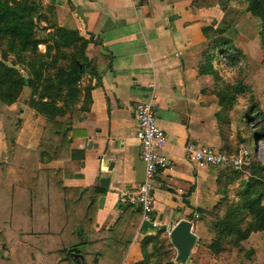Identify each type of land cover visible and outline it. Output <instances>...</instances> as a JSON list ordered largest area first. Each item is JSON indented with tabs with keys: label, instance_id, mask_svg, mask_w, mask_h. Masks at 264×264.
<instances>
[{
	"label": "crops",
	"instance_id": "obj_1",
	"mask_svg": "<svg viewBox=\"0 0 264 264\" xmlns=\"http://www.w3.org/2000/svg\"><path fill=\"white\" fill-rule=\"evenodd\" d=\"M39 2L51 7L58 27L74 30L87 40L84 55L89 62L79 80L88 87L82 110L80 100L74 112L49 122L28 105H11L27 117V136L20 139L18 134L12 144L27 147L23 195L27 223L39 222L40 264H73L65 257V249L73 244H79V252L72 253L81 254V259H73L78 264H134L143 259V251H152L157 238L171 255V264H179L168 235L143 221L139 209L129 203L144 170L133 116L139 101L151 104L155 121L166 135L163 152L171 161L154 176L152 217L160 226H173L182 219L191 222L195 242L184 264H264V229L251 232L238 249L214 254L207 248L216 217L224 214L248 175L198 166L183 153L187 142L229 152L228 142L238 137L230 131L235 126L232 115H244L245 99L224 109L213 92L219 80L200 69L209 40L219 36L231 43L226 29L218 34L210 30L222 27L228 7L236 40L249 41L240 20L255 17L237 10L236 0ZM235 43L233 49L240 57L247 56V67L258 76L256 82L243 77L241 84L256 100H264L262 55H251L248 43ZM217 53L228 60L222 51ZM218 61L215 56L214 68ZM34 119L43 120L42 125L29 124ZM4 145L0 131V146ZM0 162L10 171L7 161ZM17 171L20 174L24 168ZM4 176L6 172L0 171L1 182L10 181V175ZM24 235L22 242L3 249L0 263L27 264Z\"/></svg>",
	"mask_w": 264,
	"mask_h": 264
},
{
	"label": "rangeland",
	"instance_id": "obj_2",
	"mask_svg": "<svg viewBox=\"0 0 264 264\" xmlns=\"http://www.w3.org/2000/svg\"><path fill=\"white\" fill-rule=\"evenodd\" d=\"M34 2L36 7L33 11L32 22L29 23L27 21V26H31L32 39L41 41V44L36 46L35 53L27 50V47L21 51L20 41L18 39H12V44H9L10 38L8 35L0 32V62L6 67L17 69L23 79L26 80L32 77V69L39 70L43 79L40 83L38 82V85L40 84L38 89L43 85H48L49 88L47 94L49 96L53 95L56 104L59 105L62 102L61 96L64 93V88L60 87L58 84L55 73L59 70L67 69L74 57L79 56V43L68 47L60 45L59 40L55 37V27L57 26L53 22L51 9L49 8L50 6L41 5L39 0H34ZM235 7L243 13L244 10L241 3H237V6L235 5ZM226 15L225 20L228 23V26L226 27L227 32L225 36L231 40L230 45H234L235 42L240 45L248 43L250 45L249 50L251 55L253 54L254 57H258L259 54L263 56L260 47V25L258 20L256 18L255 20L254 18H243L240 20V28L243 29L242 31L244 34L249 37V41H246L247 39L236 40L237 38H233L232 35L233 30L231 29V26H233L234 23L232 24L233 19H231L230 7L227 9ZM241 37L242 36H240V38ZM218 59L219 61L215 69L217 70L220 79H223V83L232 82L233 80L235 81L238 78L243 77L244 80L253 79V82L257 81V72L251 73L254 68L247 67L248 58L245 54H242L240 60L235 62H230L221 57ZM255 76L256 78L254 79L253 77ZM77 83L79 89L82 90V92L80 91V96L85 95L88 87L82 86L79 81ZM249 83H252V81H249ZM261 90L264 92V86H262ZM30 91V87L24 86L21 88L18 98L14 103L5 105L0 102V131H2L5 140V145L0 146V159L4 160V162L7 161L8 165H10V171L7 169L5 171V164L0 162V171L2 173L6 172V176H4L5 178L7 175H10L9 180L12 181V183L10 181H0V254L4 252L3 249L7 248L8 244H10V247H13L18 241L22 242V236L25 234L27 237V264H40L39 253L40 245L42 244V237L39 236V222L33 223V225L27 223V214H29V212L26 211L25 205L27 198H24L23 195V185H27V147H16L12 144L18 134H20V139L27 136V117L23 114L20 115L22 111L18 107H13L11 105H14L16 102H20L22 105H27L30 98ZM251 92L252 91H245L241 97L245 98L249 96V93L251 94ZM250 97H252V100L248 102L255 103L257 108L264 112V100H256L253 94L250 95ZM80 100L82 103L85 102V100L81 98ZM242 102L246 105L247 99L242 100ZM75 108L69 110L71 111ZM242 117V112L232 115V121L235 123V126L230 131L232 132V136L233 134L234 136L237 134L238 137L231 141V144L228 142L229 144L227 145L226 150L232 152L238 144L245 145L251 153L255 163L258 166H261V169L256 170V175L264 178V139H259L260 132L264 130V120L261 119L259 115L253 114L251 120L247 122V125H243L244 122ZM28 122L31 125L34 124L41 126L43 120L34 119L32 122ZM236 126L239 128L238 131L235 129ZM28 129H30V127H28ZM256 145L257 151H255ZM14 168H16V172L14 171ZM22 168H24V171L19 174V171L17 170ZM224 168L222 169L223 173H229L235 170L229 167ZM245 169L242 168L237 171H243V174L248 175L250 169ZM161 241L160 238L157 239L155 241L156 245L152 251L149 250L150 253H146L145 264H171V255L165 251L164 245ZM0 264H2V262ZM3 264L8 263L3 262Z\"/></svg>",
	"mask_w": 264,
	"mask_h": 264
},
{
	"label": "trees",
	"instance_id": "obj_3",
	"mask_svg": "<svg viewBox=\"0 0 264 264\" xmlns=\"http://www.w3.org/2000/svg\"><path fill=\"white\" fill-rule=\"evenodd\" d=\"M236 1V6L237 3H241L243 5V10L249 12V14L255 17L259 22L260 47L263 52L262 62L264 63V0ZM35 7L34 0H0V32L8 35L10 38L9 44H12V39H18L20 41L21 51L27 47V50L35 53L36 46L41 44V41L32 39L31 26H27V21L29 23L32 22ZM49 8L51 9V7ZM221 26L220 29L216 27L214 29L210 28V30H212L213 34L222 33L225 31L228 23L223 20ZM207 36L210 38L209 35ZM55 37L63 47L79 43V56L74 57L67 69L59 70L55 73L58 84L60 87L64 88V93L61 96L62 102L57 105L54 96H49L47 94L49 88L48 85H43L38 89L40 86V84L38 85V82L40 83L43 79L39 70L32 69V77L26 80L23 79L17 69L6 67L0 62L1 103L5 105L14 103L18 98L21 88L27 86L30 87L31 90L27 105L35 113L44 117L49 122L54 121L57 117H62L66 113L71 114V112L76 109L75 105L80 101V91H82L79 89L77 82L79 81L80 75H82L89 67V62L84 55V48L87 44V40L80 37L74 30H67L58 26L55 27ZM221 51L226 54V57L230 62H234L237 57L239 59L241 58L237 50L233 49L230 45L228 39L219 36L213 37L209 40L207 52L203 54L204 62L200 70L202 73L210 75L215 80H219V83L215 82L213 85V92L217 97L218 104L224 107V109H227L234 104H237L239 98H243L241 96L244 92H250V90L247 86L241 84V78L221 84L223 79H220L217 70L212 65L215 56L216 58L221 56L217 52ZM250 95L251 94L249 93V96L244 98L247 99V103L246 111L242 117L244 122L243 125H247V122L251 120L253 114L259 115L261 119L264 120V112L258 109L255 103H249L252 100ZM82 99L85 100V102L81 103L79 107L81 110L85 107L84 104L87 100L86 93L85 95H82ZM73 108L75 109L71 111L69 110ZM224 117L225 118L222 122L223 125L227 126L226 116L224 115ZM259 139H264V130L260 132ZM257 166L258 165L253 160L250 153V162L244 167V169H250V173H248V177L242 181L244 182V186H241L242 188L240 187L241 191L239 190V193L233 195L232 202L226 207L224 214L216 217L213 226L214 235L207 244V248L212 253L217 254L221 251L229 252L232 248L238 249L242 247L240 242L245 240L251 232L264 229V205L261 204V200L264 198V178L256 175V170L261 169V166ZM240 172L243 171L238 172L237 170H234L229 173L235 175ZM159 232L163 233L162 229H160ZM78 246L79 244H73L65 249L66 260L73 264H78L79 262L78 260L74 261L71 257L72 253L79 252L77 249ZM249 251L251 252V250ZM146 253L147 252L143 251V259L134 264H145Z\"/></svg>",
	"mask_w": 264,
	"mask_h": 264
},
{
	"label": "built area",
	"instance_id": "obj_4",
	"mask_svg": "<svg viewBox=\"0 0 264 264\" xmlns=\"http://www.w3.org/2000/svg\"><path fill=\"white\" fill-rule=\"evenodd\" d=\"M133 116L137 124L135 134L144 170L136 194L129 199V203L139 209L143 221L152 227L162 228L168 235L173 226H160L159 222L152 217L154 176L157 171L167 169L171 164L170 159L163 152L166 135L157 125L152 106L148 101L137 102L133 107ZM183 153L186 160L198 166L229 167L240 170L250 162L249 150L243 144H238L230 153L211 146L187 142ZM194 217L196 218L197 215Z\"/></svg>",
	"mask_w": 264,
	"mask_h": 264
},
{
	"label": "water",
	"instance_id": "obj_5",
	"mask_svg": "<svg viewBox=\"0 0 264 264\" xmlns=\"http://www.w3.org/2000/svg\"><path fill=\"white\" fill-rule=\"evenodd\" d=\"M191 222L188 220L177 221L168 234V239L172 247L176 250L175 262L184 264L191 251L195 236L190 230ZM73 259H81V254H71Z\"/></svg>",
	"mask_w": 264,
	"mask_h": 264
}]
</instances>
